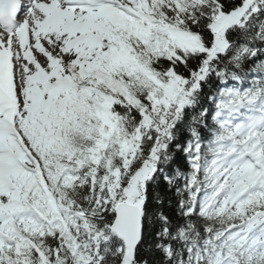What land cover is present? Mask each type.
<instances>
[{
  "label": "snow or ice",
  "instance_id": "snow-or-ice-1",
  "mask_svg": "<svg viewBox=\"0 0 264 264\" xmlns=\"http://www.w3.org/2000/svg\"><path fill=\"white\" fill-rule=\"evenodd\" d=\"M0 264H264V0H0Z\"/></svg>",
  "mask_w": 264,
  "mask_h": 264
}]
</instances>
